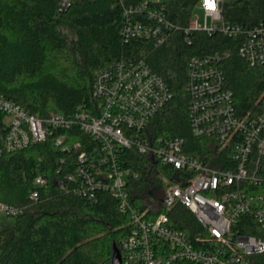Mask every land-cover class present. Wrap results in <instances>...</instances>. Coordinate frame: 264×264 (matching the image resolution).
Returning a JSON list of instances; mask_svg holds the SVG:
<instances>
[{
    "label": "built area",
    "instance_id": "1",
    "mask_svg": "<svg viewBox=\"0 0 264 264\" xmlns=\"http://www.w3.org/2000/svg\"><path fill=\"white\" fill-rule=\"evenodd\" d=\"M55 1L63 11L77 0ZM227 1L198 0L182 27L167 18L160 0H119V34L124 42L149 39L160 46L174 31L188 44L195 32L218 33L233 40L240 57L264 66V20L227 22ZM229 54L228 49L193 54L186 64L189 128L192 136L211 141L209 163L187 154L183 137L155 134L152 120L172 93L144 59L131 56L98 69L91 102L67 117L38 116L0 95V156L58 131L52 143L62 155L53 180L61 192L89 203L99 192L116 200L127 218L118 248L122 264H252L253 255L264 253V239L251 233L264 230V106L238 111L221 67ZM131 149L147 159L145 168L125 166ZM42 167L40 162L31 180L32 202L48 184ZM143 172L145 191L134 195L130 182ZM25 208L0 200L6 216ZM181 208L192 214L194 226H177Z\"/></svg>",
    "mask_w": 264,
    "mask_h": 264
},
{
    "label": "trees",
    "instance_id": "2",
    "mask_svg": "<svg viewBox=\"0 0 264 264\" xmlns=\"http://www.w3.org/2000/svg\"><path fill=\"white\" fill-rule=\"evenodd\" d=\"M197 1H164L167 18L185 26ZM121 13L119 0H77L63 11L57 10L55 0H0V95L38 116L55 112L67 117L78 106L91 102L98 69L122 56L142 58L172 93L152 120L155 134L183 137L186 153L209 163L211 141L192 136L189 128L188 58L228 49L230 54L221 67L241 113L260 111L264 106V66L240 57L233 40L218 33L195 32L190 44L181 31H174L160 46L149 39L124 42L119 34ZM224 18L246 25L264 20V0L227 1ZM67 26L74 30V38H67ZM57 133L44 142L0 156V200L26 205L12 226L0 229V264H111L113 245L119 248L127 232L126 215L119 212L108 193L99 192L97 200L89 203L59 190L53 180L62 155L52 143ZM126 154L132 160L125 166L132 170L140 169L137 164L142 168L148 164L134 149ZM40 162L49 180L39 199L32 202L28 193ZM144 177L145 172L130 182L132 194L144 193ZM179 217L180 228L196 224L184 208ZM251 233L264 239V230ZM251 262L264 264V253L253 255Z\"/></svg>",
    "mask_w": 264,
    "mask_h": 264
},
{
    "label": "rangeland",
    "instance_id": "3",
    "mask_svg": "<svg viewBox=\"0 0 264 264\" xmlns=\"http://www.w3.org/2000/svg\"><path fill=\"white\" fill-rule=\"evenodd\" d=\"M160 1L164 2L167 0H160ZM197 12L199 13L200 18H202V13L200 11ZM64 30L68 39L75 37V33L74 30H72V28L67 26ZM13 223H14V217L6 216L3 213H0V229L10 227L13 225Z\"/></svg>",
    "mask_w": 264,
    "mask_h": 264
},
{
    "label": "water",
    "instance_id": "4",
    "mask_svg": "<svg viewBox=\"0 0 264 264\" xmlns=\"http://www.w3.org/2000/svg\"><path fill=\"white\" fill-rule=\"evenodd\" d=\"M111 264H122L119 249L115 244L113 245V254L111 258Z\"/></svg>",
    "mask_w": 264,
    "mask_h": 264
}]
</instances>
